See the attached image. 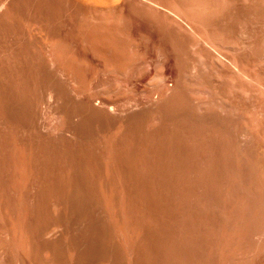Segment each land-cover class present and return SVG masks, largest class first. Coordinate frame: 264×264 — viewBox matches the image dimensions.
Wrapping results in <instances>:
<instances>
[{
  "label": "bare ground",
  "instance_id": "obj_1",
  "mask_svg": "<svg viewBox=\"0 0 264 264\" xmlns=\"http://www.w3.org/2000/svg\"><path fill=\"white\" fill-rule=\"evenodd\" d=\"M263 42L264 0H0V264H264V90L215 53Z\"/></svg>",
  "mask_w": 264,
  "mask_h": 264
},
{
  "label": "rangeland",
  "instance_id": "obj_2",
  "mask_svg": "<svg viewBox=\"0 0 264 264\" xmlns=\"http://www.w3.org/2000/svg\"><path fill=\"white\" fill-rule=\"evenodd\" d=\"M217 14V13H216ZM13 17V21L19 26V29L24 32L26 35H28L31 38L34 39H39V42L42 43V41L45 43H48V37L44 31V28L41 27V25L31 19H28L26 16H19V15H14ZM171 17V16H170ZM172 18H175L172 16ZM177 20V19H176ZM179 21V20H178ZM183 27L184 24H182ZM187 28V27H185ZM41 40V41H40ZM46 44V43H45ZM201 45V43H200ZM204 47L208 48L207 50L210 52H214V49H212L210 46L203 44ZM210 47V48H209ZM256 50L258 52H264V42L260 43L256 46ZM204 53H207L208 51L203 50ZM216 54H218L225 62V68L227 70H230L232 72L237 71V69H233L234 64L236 63L239 67V69H241L243 71L242 76H240L241 80L252 84V85H257L259 88V91L264 90V86H261V84L259 83H264V71L259 70L257 71V75L254 77H251V79H249L244 72H247V70L245 71V68L247 67V63L242 61L240 58H236L233 57L231 55H229L228 57H226L225 54L220 53V52H215ZM229 73H225V71L222 73V77L224 76V79L226 81V83L228 84L231 81V76L229 75ZM222 82V81H221ZM227 84L224 86L225 89H228ZM223 84L221 83L219 88H222ZM261 88V89H260ZM230 92V91H228ZM262 118L261 115H255L254 111H250L249 113H246V118L244 120V124L246 126V128L252 132H258L259 131V125L258 122L260 119ZM261 140L264 144V136H262L261 134ZM261 152L264 155V145H261Z\"/></svg>",
  "mask_w": 264,
  "mask_h": 264
}]
</instances>
